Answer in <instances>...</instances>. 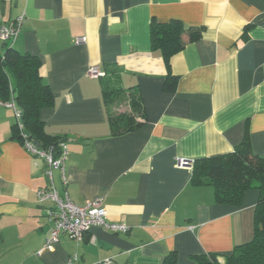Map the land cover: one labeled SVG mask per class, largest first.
<instances>
[{
    "label": "crops",
    "instance_id": "1",
    "mask_svg": "<svg viewBox=\"0 0 264 264\" xmlns=\"http://www.w3.org/2000/svg\"><path fill=\"white\" fill-rule=\"evenodd\" d=\"M18 17L20 33L0 40V53L13 47L41 59L55 96L41 119L69 149L68 183L56 170L55 187L79 205L102 197L107 219L129 231L93 226L82 242L62 234L39 253L52 229L37 199L51 183L47 164L13 137L19 118L0 106V264H65L74 254L75 264H163L171 252L189 263L252 240L259 191L221 204L211 185L191 178L196 159L233 152L244 139L264 158V0H0V24ZM171 20L203 31L193 41L184 34L167 61L152 48L151 24ZM93 65L106 76L90 77ZM113 71L141 101V126L122 135L103 94ZM181 158L191 163L179 166Z\"/></svg>",
    "mask_w": 264,
    "mask_h": 264
},
{
    "label": "trees",
    "instance_id": "2",
    "mask_svg": "<svg viewBox=\"0 0 264 264\" xmlns=\"http://www.w3.org/2000/svg\"><path fill=\"white\" fill-rule=\"evenodd\" d=\"M202 31V27L185 28L180 20L155 21L151 24V45L153 49H160L168 61L184 47V34L193 41L200 38ZM41 65L37 55L22 53L13 47L0 53V97L5 101L13 98L21 111L23 127L15 124L13 137L25 144L22 133L27 130L33 142L43 150L52 149L57 157L62 140L47 134L41 119L42 109L55 106V96L41 75ZM114 72L105 79L103 94L112 131L115 135H122L141 126L137 120L142 113L141 101L138 94H127L119 86V77ZM172 80L177 79L172 77ZM166 85L170 87L171 84L167 82ZM120 97L128 100L129 108L114 112ZM191 182L198 186L211 185L218 203L234 206L241 205L247 190L257 189L259 199L255 208L254 236L251 241L237 245L230 254H195L189 263H182L177 253L171 252L163 264H264V158L253 150L250 142L244 139L233 152L196 159L192 165Z\"/></svg>",
    "mask_w": 264,
    "mask_h": 264
},
{
    "label": "built area",
    "instance_id": "3",
    "mask_svg": "<svg viewBox=\"0 0 264 264\" xmlns=\"http://www.w3.org/2000/svg\"><path fill=\"white\" fill-rule=\"evenodd\" d=\"M23 17H18L9 23L0 24V40L4 42L14 41L21 30ZM86 38H79L77 42H83ZM88 75L93 78H103L106 72L99 66L93 65L88 69ZM0 106L10 107L16 111L19 118L18 125L22 129L21 111L17 108L15 100H3L0 97ZM25 148L35 157L44 158L47 164L46 175L50 179V186L42 187L37 190V199L40 204H48L47 216L52 224V229L49 236L46 238L42 249L39 251L53 250L55 245L60 241L62 234H67L70 238L77 242H82L89 229L93 226H101L107 230L116 233H127L129 227L120 222L109 221L107 219V209L104 205L102 197H96L83 205L73 202L65 190L63 194L57 190L54 184V170H59L61 178L66 186L68 179L65 171L66 160L69 155V149L65 141L59 143L60 153L57 157L54 156L53 150L49 151L41 149L37 143L28 139L25 132ZM179 166L189 165L191 161L186 159H177ZM77 254L72 255L65 264H75L78 261ZM102 264H112L111 259H106Z\"/></svg>",
    "mask_w": 264,
    "mask_h": 264
},
{
    "label": "rangeland",
    "instance_id": "4",
    "mask_svg": "<svg viewBox=\"0 0 264 264\" xmlns=\"http://www.w3.org/2000/svg\"><path fill=\"white\" fill-rule=\"evenodd\" d=\"M120 103H119V106L116 107V109L114 110V112H122L123 110L126 109V106L127 103H128V100L126 98H121L120 97ZM128 109V108H127ZM56 172V170H54V173Z\"/></svg>",
    "mask_w": 264,
    "mask_h": 264
},
{
    "label": "water",
    "instance_id": "5",
    "mask_svg": "<svg viewBox=\"0 0 264 264\" xmlns=\"http://www.w3.org/2000/svg\"><path fill=\"white\" fill-rule=\"evenodd\" d=\"M25 132V134H26V136L28 137V139H31V135H30V133L27 131V130H25L24 131ZM38 145V144H37ZM39 146V145H38ZM40 147V146H39Z\"/></svg>",
    "mask_w": 264,
    "mask_h": 264
}]
</instances>
